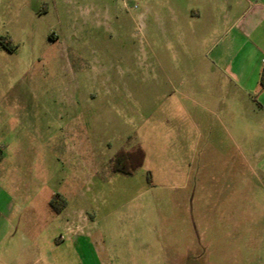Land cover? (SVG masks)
Masks as SVG:
<instances>
[{
	"label": "rangeland",
	"instance_id": "rangeland-1",
	"mask_svg": "<svg viewBox=\"0 0 264 264\" xmlns=\"http://www.w3.org/2000/svg\"><path fill=\"white\" fill-rule=\"evenodd\" d=\"M173 1L207 0H0V188L19 204L0 264H215L219 240V264H264V214L247 198L231 214L214 151L203 164L197 124L216 119L168 81L191 46L154 14ZM138 147V170L114 173Z\"/></svg>",
	"mask_w": 264,
	"mask_h": 264
},
{
	"label": "crops",
	"instance_id": "crops-1",
	"mask_svg": "<svg viewBox=\"0 0 264 264\" xmlns=\"http://www.w3.org/2000/svg\"><path fill=\"white\" fill-rule=\"evenodd\" d=\"M154 14L163 22L168 39L191 45L184 46V64L175 67L177 72L168 81L183 88L186 97L194 99L196 108L213 115L217 121V126L209 129L197 124L204 166L211 164L207 153L214 151L215 174L210 177L216 184L214 195L224 199L230 193L231 214L236 211L233 205L239 198L254 201L252 209L264 214V0H207L188 4L173 1L167 5L165 14L162 11ZM170 51L171 56L177 54L174 48ZM154 55L162 69L158 53ZM167 67L171 71L168 62ZM173 115L183 119L193 117L187 111ZM9 151L7 145L0 149L4 163ZM18 208V200L0 188V236H4L1 248L12 245L9 228ZM78 225L67 221L65 228L80 240L84 234L78 233L83 230ZM27 228L34 233L39 230L36 223ZM33 244L39 251V241L35 239ZM220 246L221 240L215 245V264L221 263ZM25 254L26 250L22 256Z\"/></svg>",
	"mask_w": 264,
	"mask_h": 264
},
{
	"label": "trees",
	"instance_id": "trees-1",
	"mask_svg": "<svg viewBox=\"0 0 264 264\" xmlns=\"http://www.w3.org/2000/svg\"><path fill=\"white\" fill-rule=\"evenodd\" d=\"M7 48L11 50L10 43ZM145 160V152L142 148H133L131 150L121 149L119 153L112 160V171L116 174L133 175ZM58 201L64 203L61 195L54 196L51 203L53 210L58 213L60 208L58 207Z\"/></svg>",
	"mask_w": 264,
	"mask_h": 264
}]
</instances>
